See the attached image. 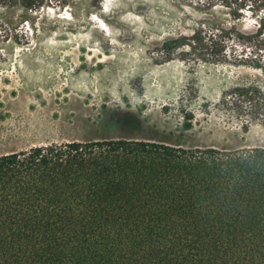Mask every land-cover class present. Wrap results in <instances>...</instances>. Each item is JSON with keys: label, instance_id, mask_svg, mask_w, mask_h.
Listing matches in <instances>:
<instances>
[{"label": "trees", "instance_id": "trees-1", "mask_svg": "<svg viewBox=\"0 0 264 264\" xmlns=\"http://www.w3.org/2000/svg\"><path fill=\"white\" fill-rule=\"evenodd\" d=\"M220 1L230 21L204 18L168 51L264 73V0ZM246 10L252 31L237 27ZM222 105L264 126L257 86ZM0 264H264V145L104 138L0 155Z\"/></svg>", "mask_w": 264, "mask_h": 264}, {"label": "rangeland", "instance_id": "rangeland-1", "mask_svg": "<svg viewBox=\"0 0 264 264\" xmlns=\"http://www.w3.org/2000/svg\"><path fill=\"white\" fill-rule=\"evenodd\" d=\"M228 12L220 0H0V155L104 138L264 145L261 123L244 129L222 105L237 86L264 93L262 71L168 51ZM242 14L237 27L254 30Z\"/></svg>", "mask_w": 264, "mask_h": 264}]
</instances>
